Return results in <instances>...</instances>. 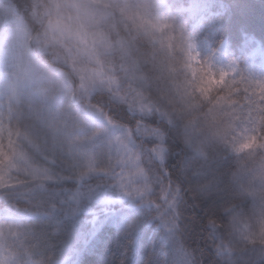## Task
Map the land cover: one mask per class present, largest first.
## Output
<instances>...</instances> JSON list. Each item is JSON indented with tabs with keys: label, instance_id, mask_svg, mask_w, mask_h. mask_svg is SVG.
<instances>
[{
	"label": "clouds",
	"instance_id": "9594fccd",
	"mask_svg": "<svg viewBox=\"0 0 264 264\" xmlns=\"http://www.w3.org/2000/svg\"><path fill=\"white\" fill-rule=\"evenodd\" d=\"M0 264H264V0H0Z\"/></svg>",
	"mask_w": 264,
	"mask_h": 264
}]
</instances>
